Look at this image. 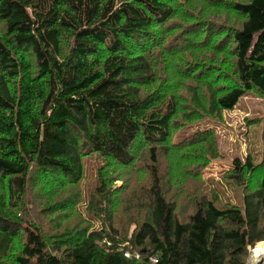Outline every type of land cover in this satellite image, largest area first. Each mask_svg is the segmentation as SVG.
<instances>
[{"label":"trees","instance_id":"16d2710c","mask_svg":"<svg viewBox=\"0 0 264 264\" xmlns=\"http://www.w3.org/2000/svg\"><path fill=\"white\" fill-rule=\"evenodd\" d=\"M250 92L264 0H0V264H249L264 156L235 158L223 203L190 189L214 129L173 138Z\"/></svg>","mask_w":264,"mask_h":264},{"label":"rangeland","instance_id":"374dc122","mask_svg":"<svg viewBox=\"0 0 264 264\" xmlns=\"http://www.w3.org/2000/svg\"><path fill=\"white\" fill-rule=\"evenodd\" d=\"M263 118L264 100L250 92L238 101L234 109L224 111L222 119L202 118L178 131L173 138L174 142L182 140L197 130L205 129H214L218 138L220 156L211 160L209 165L203 169L202 182L189 188L197 194H209L211 191H216L223 203L242 205L244 189L235 185L225 176V173L233 168L235 158L245 160L250 155L255 163L263 159ZM91 167L92 163H89L90 176L85 178L82 184L83 190L88 194L98 184L95 177L96 171L92 173ZM256 186L255 184L252 188ZM84 196L87 194L84 193ZM33 202L38 204V200ZM80 210L84 212L85 207H81ZM33 214L35 215L34 212ZM42 226L46 232H50V227L44 222ZM257 244L250 249L249 264H264V241Z\"/></svg>","mask_w":264,"mask_h":264},{"label":"bare ground","instance_id":"6f19581e","mask_svg":"<svg viewBox=\"0 0 264 264\" xmlns=\"http://www.w3.org/2000/svg\"><path fill=\"white\" fill-rule=\"evenodd\" d=\"M257 252V251H256ZM257 254V253H256ZM260 255V254H259ZM257 258V257H256Z\"/></svg>","mask_w":264,"mask_h":264},{"label":"water","instance_id":"95a60500","mask_svg":"<svg viewBox=\"0 0 264 264\" xmlns=\"http://www.w3.org/2000/svg\"><path fill=\"white\" fill-rule=\"evenodd\" d=\"M256 245H258V244H256Z\"/></svg>","mask_w":264,"mask_h":264},{"label":"built area","instance_id":"2783aa9c","mask_svg":"<svg viewBox=\"0 0 264 264\" xmlns=\"http://www.w3.org/2000/svg\"><path fill=\"white\" fill-rule=\"evenodd\" d=\"M128 255V254H127Z\"/></svg>","mask_w":264,"mask_h":264}]
</instances>
